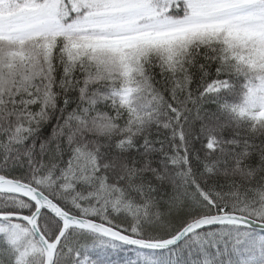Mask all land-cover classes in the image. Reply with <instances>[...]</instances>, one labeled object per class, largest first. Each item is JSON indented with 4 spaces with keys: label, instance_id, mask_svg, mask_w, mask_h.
I'll return each mask as SVG.
<instances>
[{
    "label": "snow or ice",
    "instance_id": "6c2138e0",
    "mask_svg": "<svg viewBox=\"0 0 264 264\" xmlns=\"http://www.w3.org/2000/svg\"><path fill=\"white\" fill-rule=\"evenodd\" d=\"M0 264H264V0H0Z\"/></svg>",
    "mask_w": 264,
    "mask_h": 264
}]
</instances>
